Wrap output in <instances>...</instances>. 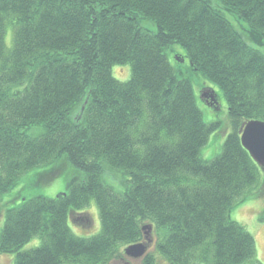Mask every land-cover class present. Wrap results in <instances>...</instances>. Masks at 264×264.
<instances>
[{
    "label": "trees",
    "instance_id": "obj_1",
    "mask_svg": "<svg viewBox=\"0 0 264 264\" xmlns=\"http://www.w3.org/2000/svg\"><path fill=\"white\" fill-rule=\"evenodd\" d=\"M216 1L0 0V203L41 166L48 183L64 164L84 176L53 199L3 203L12 264H108L145 225L168 264L255 258L230 212L264 186L238 134L264 122V0ZM126 64L120 82L113 67ZM192 75L225 102L228 133L209 161L200 152L218 124L204 122ZM91 201L99 230L76 237L68 217Z\"/></svg>",
    "mask_w": 264,
    "mask_h": 264
},
{
    "label": "rangeland",
    "instance_id": "obj_2",
    "mask_svg": "<svg viewBox=\"0 0 264 264\" xmlns=\"http://www.w3.org/2000/svg\"><path fill=\"white\" fill-rule=\"evenodd\" d=\"M213 3H216V0H212ZM6 44H9L8 39H6ZM174 60L177 58L173 57ZM115 67V66H114ZM113 67V77L120 81L124 82L128 79L130 75V66L126 64L121 67ZM185 68V67H184ZM127 76V77H126ZM126 77V78H125ZM192 85L195 92V97L197 104L201 111L203 112V120L207 125L218 124V127L209 135L206 145L201 149L200 156L204 161H209L215 158L222 150V145L227 135V131H224L225 125V102L222 96L218 93V90L215 86L204 80L199 75H192ZM124 78V79H122ZM206 86L213 91H216L219 95V105L222 108L220 112L215 115L214 110L206 106L200 96L201 90ZM215 88V89H213ZM76 116V114H75ZM74 116V117H75ZM81 117V116H80ZM226 132V134H225ZM61 164V163H60ZM59 165V164H58ZM60 175L54 179L52 182H46V173L49 172V166H41L36 169H33L27 172L18 183L10 190L9 194L3 198V201L0 203V233L4 227L5 223V210L9 209L10 206L2 207L3 203L10 200H14L15 204L13 207L18 206L22 200L30 199L33 197H45L47 199H53L58 193H65L67 187L72 180H80L84 177L81 173L75 171L68 164L61 165ZM60 166V167H61ZM56 170L52 173H54ZM261 180L264 178L262 171L260 173ZM262 191L261 195L258 197L247 198L242 203L236 205L232 208L230 212V219L233 222L238 223L243 226L253 237L256 248V255L249 264H256V261L264 264V221H261L264 218V186L260 189ZM12 206V205H11ZM80 214L88 213L91 217L92 223L88 224L87 227L83 228L80 225H75L73 222L69 221V227L71 233L76 237H90L95 235L100 227L99 222V213L98 208L94 202H90L86 210L80 211ZM263 216V217H262ZM88 218V216L86 215ZM89 217V218H90ZM261 219V220H260ZM84 220L82 221V223ZM43 243V240L39 236L32 238L27 244L21 249L22 252L29 251L39 247ZM153 254L154 259L158 264H167L165 260L160 258L154 250L150 252ZM13 255L1 256L0 255V264H12Z\"/></svg>",
    "mask_w": 264,
    "mask_h": 264
},
{
    "label": "water",
    "instance_id": "obj_3",
    "mask_svg": "<svg viewBox=\"0 0 264 264\" xmlns=\"http://www.w3.org/2000/svg\"><path fill=\"white\" fill-rule=\"evenodd\" d=\"M200 96L201 99H210L212 104H215L216 96L212 90L204 89ZM79 118L80 114L78 115L77 121ZM238 134L243 149L249 154L250 158L259 168L264 169V122H244L239 128ZM141 230L144 236V243L126 247L124 250L126 256L143 257L146 253V244L152 242V227L150 225H145Z\"/></svg>",
    "mask_w": 264,
    "mask_h": 264
},
{
    "label": "flooded vegetation",
    "instance_id": "obj_4",
    "mask_svg": "<svg viewBox=\"0 0 264 264\" xmlns=\"http://www.w3.org/2000/svg\"><path fill=\"white\" fill-rule=\"evenodd\" d=\"M58 197V196H57ZM76 214H73V215H69L70 217V221L73 222V223H76L77 225H80L82 226L83 228L87 227L88 224L92 223V221L90 220V218L88 219L86 216L83 218H78L77 216H75ZM68 217V218H69ZM84 220V222L82 223V221ZM69 222V221H68ZM94 236V235H92ZM90 236V237H92ZM152 242L151 243H148L146 244V247H147V251L146 253L144 254L143 257H132V256H126L124 250H125V247L127 246H124L122 247V249L120 250V255H118L117 257H115L114 259L110 260L108 262V264H144V260L147 256L149 255H153L151 254L150 252L152 251L153 247H154V250L156 252V242H155V237H154V234L152 235ZM89 237V238H90ZM88 238V237H86ZM137 243H144V238L143 240L141 239L140 241L136 242V243H132V244H129V245H133V244H137ZM156 262V261H155ZM156 264H158V262H156Z\"/></svg>",
    "mask_w": 264,
    "mask_h": 264
}]
</instances>
